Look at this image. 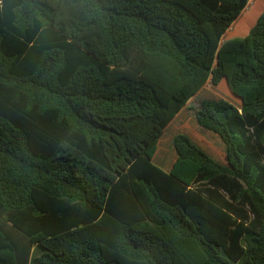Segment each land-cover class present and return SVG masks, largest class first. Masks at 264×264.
I'll list each match as a JSON object with an SVG mask.
<instances>
[{
  "label": "trees",
  "instance_id": "16d2710c",
  "mask_svg": "<svg viewBox=\"0 0 264 264\" xmlns=\"http://www.w3.org/2000/svg\"><path fill=\"white\" fill-rule=\"evenodd\" d=\"M249 1L0 0V264H264Z\"/></svg>",
  "mask_w": 264,
  "mask_h": 264
},
{
  "label": "rangeland",
  "instance_id": "374dc122",
  "mask_svg": "<svg viewBox=\"0 0 264 264\" xmlns=\"http://www.w3.org/2000/svg\"><path fill=\"white\" fill-rule=\"evenodd\" d=\"M257 5H261L262 7L264 6V0H257L256 1ZM261 11V10H260ZM244 20V18L240 21L239 25H237L236 27H234V29L232 30V33H237L240 31V28L242 27V25H244L245 23L242 22ZM255 22V21H254ZM254 22L252 24H254ZM252 24L250 26H252ZM250 26H248V29L250 28ZM247 31V30H246ZM242 33H246V32H242ZM228 38V37H227ZM228 40L225 38V41ZM223 41V42H225ZM235 58H228V61L225 60V67H226V70L227 72L229 71V64L232 60H234ZM228 82L227 80L223 81V83L221 85H219L218 87H216L215 91H214V95L213 96H209V97H212V98H216V97H219V96H228V98L231 97V92L229 90V86H228ZM208 94L206 93H202L201 94V97H204V96H207ZM200 97V98H201ZM227 98V97H226ZM187 111L183 113V117L187 115ZM183 126H181L180 124H173L170 129H169V133L166 132L164 134V137L163 139L165 138H170L171 141H172V138L174 136V134H176L177 132H180V134H189V131H195L197 129H199L200 127L198 126L197 122L193 121L192 120V116H189V120L188 119H185V121L183 122ZM186 124H188V126H186ZM193 125V128H189L190 126L192 127ZM185 126V127H184ZM188 127V128H187ZM171 130V131H170ZM191 136H194L193 134ZM195 138V137H194ZM169 139V141H170ZM173 160V159H172ZM173 162V161H172ZM175 162V161H174ZM181 169L183 168V171L186 172V174H191L193 173V170L192 168L188 167V166H181ZM245 211L250 215V218H253V214L251 213V210L249 208H244ZM111 228L114 229L112 226H110L109 224L106 225L104 224L103 227L100 228V233L103 234V235H106L107 231H111ZM87 236V233L85 232H81V234H74L72 236H69L65 239H52V240H48V243L46 244V247L45 249L47 251H49L50 253L52 254H59L58 252H60L59 250H63L64 251V248H65V244L66 243H69V242H72V241H76L78 242V240H82L84 239L85 237ZM64 247V248H63ZM63 248V249H61ZM62 252V251H61Z\"/></svg>",
  "mask_w": 264,
  "mask_h": 264
},
{
  "label": "crops",
  "instance_id": "0c3cea01",
  "mask_svg": "<svg viewBox=\"0 0 264 264\" xmlns=\"http://www.w3.org/2000/svg\"><path fill=\"white\" fill-rule=\"evenodd\" d=\"M254 2H256V0H250L249 1V5H252V7H251V10H254V9H256V6H257V8L259 7V5H257L256 4V6H255V8L253 7V5H254ZM261 13V11L258 13V15ZM176 121V120H175ZM192 185V184H191ZM191 185L189 184V187H191ZM105 219V221H107V222H109L110 220L107 218L106 219V217L105 216H103L101 219H100V223L103 221ZM111 222H114V221H112L111 220ZM110 223V222H109ZM87 229V228H86ZM103 242H105V243H107V244H109L110 245V247L111 248H116V244H117V240H116V238H110V239H108V240H102Z\"/></svg>",
  "mask_w": 264,
  "mask_h": 264
}]
</instances>
